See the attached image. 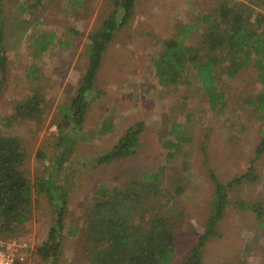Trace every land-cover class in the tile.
<instances>
[{
  "label": "rangeland",
  "instance_id": "1",
  "mask_svg": "<svg viewBox=\"0 0 264 264\" xmlns=\"http://www.w3.org/2000/svg\"><path fill=\"white\" fill-rule=\"evenodd\" d=\"M219 1H135L132 17L115 32L104 52L96 80L103 93L71 134L70 150L61 165L54 163L65 147L59 138L60 108L69 104L87 64V34L101 26L114 5L111 0H41L33 8L25 0H0L6 50L5 73L0 70V134L22 138L28 153L23 168L29 179L47 175L52 187L50 193L34 194L30 220L4 239L25 244L26 264H89L91 254L82 228L95 189L122 187L152 174L158 175L160 186L182 184L179 198L171 203L177 213H170L179 242L176 261L203 234L213 202L209 169L227 182L247 171L255 157L264 119L244 101L261 90V83L253 63L233 77L221 73L216 93L222 94V103L211 108L194 71L187 72L188 83L164 86L158 83L152 63L162 39L174 35L200 11L214 13ZM230 1L248 3L264 13L263 0ZM42 33H53L54 42L38 51L35 38ZM35 89L45 98L42 119L7 124L15 105ZM104 121L112 129L101 133ZM139 121L144 128L136 153L97 165L95 159ZM253 166L258 178L230 192L232 201L217 224L219 236L205 244L202 264H264V230L253 210L233 202L264 200V153ZM56 192L66 196V212L61 254L53 263L45 262L36 248L46 240L54 221L60 204V198L53 196ZM140 193L144 195V189Z\"/></svg>",
  "mask_w": 264,
  "mask_h": 264
},
{
  "label": "trees",
  "instance_id": "2",
  "mask_svg": "<svg viewBox=\"0 0 264 264\" xmlns=\"http://www.w3.org/2000/svg\"><path fill=\"white\" fill-rule=\"evenodd\" d=\"M54 1V0H48ZM114 8L98 28L87 34L88 61L58 125L65 147L54 161H65L71 144V134L85 121L90 104L103 92L96 84L107 45L115 32L124 26L134 13L136 0H111ZM264 1V0H263ZM35 8L41 0H25ZM53 33H42L35 38V47L43 51L54 41ZM193 40V42L191 41ZM253 63L261 90L251 94L245 104L254 106L264 119V13L240 1L220 0L214 13L199 12L192 21L180 25L174 35L162 39V47L153 60V73L160 85L188 83V71L199 77L209 98L211 108L221 102L222 94L216 93L217 76L225 73L231 77L245 65ZM0 70H6V50L0 25ZM45 98L37 90L15 105L7 117V124L21 119L40 120L45 114ZM142 121L130 125L118 141L96 159L97 165L133 156L139 146L143 131ZM112 129L109 121L101 125V133ZM264 153V133L258 141L254 159L247 171L227 182H221L213 170L209 176L214 184L213 202L204 225L203 234L189 245L186 253L176 261L179 245L176 221L170 213H177L171 206L179 198L182 184L160 186L157 174L129 182L122 187L100 186L95 189L94 202L85 217L83 240L91 254L89 264H202L205 244L219 236L218 222L231 203L230 192L244 181L258 178L253 166L255 159ZM43 157L42 151H38ZM28 158L24 142L17 135L0 134V239L15 235L32 215L34 194L51 192L47 175L31 181L24 164ZM47 176V177H46ZM166 187V188H165ZM61 189L60 187H56ZM144 189L145 194L140 193ZM60 198L55 208L46 240L36 248L45 262L55 263L62 250V235L66 212V196ZM163 197L164 201L160 198ZM57 202V200L55 201ZM240 208L254 211L255 218L264 230V200L242 201L234 199ZM87 249V250H88Z\"/></svg>",
  "mask_w": 264,
  "mask_h": 264
},
{
  "label": "built area",
  "instance_id": "3",
  "mask_svg": "<svg viewBox=\"0 0 264 264\" xmlns=\"http://www.w3.org/2000/svg\"><path fill=\"white\" fill-rule=\"evenodd\" d=\"M24 248L25 244L15 239H0V264H26Z\"/></svg>",
  "mask_w": 264,
  "mask_h": 264
}]
</instances>
